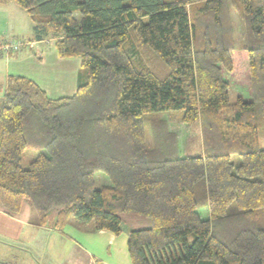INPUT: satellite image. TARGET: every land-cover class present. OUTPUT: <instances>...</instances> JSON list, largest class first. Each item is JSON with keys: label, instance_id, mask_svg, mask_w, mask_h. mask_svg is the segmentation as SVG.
<instances>
[{"label": "trees", "instance_id": "1", "mask_svg": "<svg viewBox=\"0 0 264 264\" xmlns=\"http://www.w3.org/2000/svg\"><path fill=\"white\" fill-rule=\"evenodd\" d=\"M11 1L30 15L35 39L53 36L61 57L81 59L82 73L77 92L56 99L27 77H9L0 206L18 213L28 201L39 225L62 230L73 219L116 236L122 214L148 218L129 232L132 264H264L256 219L264 209V0H241L244 47L222 29L226 0L0 4ZM195 4L212 25L192 18ZM141 47L165 69L147 65ZM170 111L187 124L201 120V154L182 155L168 138L148 146L144 116ZM28 148L37 155L24 167ZM99 173L110 184L97 186Z\"/></svg>", "mask_w": 264, "mask_h": 264}, {"label": "crops", "instance_id": "2", "mask_svg": "<svg viewBox=\"0 0 264 264\" xmlns=\"http://www.w3.org/2000/svg\"><path fill=\"white\" fill-rule=\"evenodd\" d=\"M12 40L22 41L24 45L18 51L9 54L0 52V89H4V93L11 75L33 80L49 97L54 99L72 96L77 92L82 73L81 59L61 57L53 36L36 40L34 23L30 15L13 1L0 4V42L6 43ZM72 220L64 229L58 230L52 225H39L28 201L22 203L18 213H10L0 206V262L7 264H130L127 246L129 233L127 239L122 242L127 249L115 248L117 258L103 260L86 249L75 238L74 232L79 229V232L84 233L97 232L107 237L111 245L116 244L115 234L105 230L95 231L91 225L84 226ZM67 226H70V229H67ZM147 226L149 221L142 228Z\"/></svg>", "mask_w": 264, "mask_h": 264}, {"label": "rangeland", "instance_id": "3", "mask_svg": "<svg viewBox=\"0 0 264 264\" xmlns=\"http://www.w3.org/2000/svg\"><path fill=\"white\" fill-rule=\"evenodd\" d=\"M199 5L200 4L187 6L192 18H196V20L200 19L201 22H207L212 25V17L198 12ZM221 18L222 29H224L223 31H225L229 36L232 35L236 46L244 47L248 38V22L242 11L241 0H226ZM141 50L144 53L143 56L147 65L157 68L159 72L165 69L163 63L152 52L144 47H141ZM244 89L246 90L247 88L244 87ZM3 96L4 89L1 88L0 99L3 98ZM236 96L237 91L230 92V99L232 101L236 100ZM144 118L146 141L150 148L157 145L158 138H162L163 140L168 138V140L172 139L173 142L176 141L182 155H198L203 152L204 136L201 120H198L193 124L184 123L182 121L181 111L149 113L146 114ZM259 147L264 149L263 129H261L259 133ZM36 155V150L32 148L26 149L22 155L23 166L28 167ZM96 183L97 186H101L102 184H110V181L106 175L99 173L97 175ZM53 217L54 216H51L50 220H53ZM122 219L123 232L118 236L115 235L117 238L115 245H111L107 241V237L102 236L97 232L84 233L79 232L80 229L77 232H74V230L72 232H74L75 238H77L86 249L92 251L99 258H102L103 260L117 258V253L114 249H127V246L123 245L122 242L127 239L129 231L134 228H142L143 226H146L148 221L150 225V220L148 218L137 216L135 214H122ZM256 219L259 224H264V209L257 212ZM72 221L77 223L75 220ZM83 225L85 226V224ZM86 225L93 226L91 223ZM69 227L70 226H67V229H70ZM121 262H123L122 257Z\"/></svg>", "mask_w": 264, "mask_h": 264}, {"label": "built area", "instance_id": "4", "mask_svg": "<svg viewBox=\"0 0 264 264\" xmlns=\"http://www.w3.org/2000/svg\"><path fill=\"white\" fill-rule=\"evenodd\" d=\"M23 45L24 42L18 40H12L10 42L0 43V52L9 54L11 52L18 51Z\"/></svg>", "mask_w": 264, "mask_h": 264}]
</instances>
